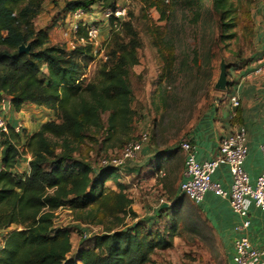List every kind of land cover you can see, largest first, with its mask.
<instances>
[{"label":"trees","instance_id":"16d2710c","mask_svg":"<svg viewBox=\"0 0 264 264\" xmlns=\"http://www.w3.org/2000/svg\"><path fill=\"white\" fill-rule=\"evenodd\" d=\"M65 1V12L81 9L84 14L96 7L113 8L115 3ZM137 1L141 11L157 14L154 23H163L154 24L147 34L165 63L161 75L165 77L170 76L175 61L173 41L180 34L177 28L189 26L197 31L201 22L214 16V42L223 44L235 36L236 11L243 0ZM43 3L0 0L1 110L7 99L15 112L29 103L53 113V119L30 135L21 126L14 132L8 123L7 134L0 138V233L4 232L0 264H152L153 256L171 249L174 238L180 236L175 213L178 206H184L185 196L180 192L169 196L170 205L159 203L150 218L139 220L126 185L118 181L122 166L93 165L79 149L87 141L123 148L125 142L139 139L130 137L134 112L128 82L130 69L139 65L138 34L130 22L121 23L119 30L129 40L124 42L120 33L114 32L98 81L84 83L86 68L94 57L87 42L91 24L76 26V45L72 48L51 44L48 31L34 25ZM109 20L111 25L117 21L114 17ZM21 45L29 47L28 53L18 52ZM25 154L31 157L29 169L19 174L16 167ZM165 159L166 153L152 158L158 162L154 172L160 171ZM182 160L183 166L184 157ZM109 182L116 189L107 187ZM63 208L70 211L74 222L99 231L84 240L80 237L74 255L72 230L54 226L55 212Z\"/></svg>","mask_w":264,"mask_h":264},{"label":"rangeland","instance_id":"374dc122","mask_svg":"<svg viewBox=\"0 0 264 264\" xmlns=\"http://www.w3.org/2000/svg\"><path fill=\"white\" fill-rule=\"evenodd\" d=\"M65 3V0H44L42 12L35 18L34 25L48 31L51 44L69 49L76 45L75 32L79 23H90L98 29L96 42L92 45L94 57L86 68L84 83L98 81V71L108 61L109 37L114 32H119L124 42L129 40L119 30L121 23L130 22L138 34L139 65L130 69L128 75L134 112L130 137L137 140L141 134L147 133L149 138L135 158L124 162L118 181L126 185L138 219L146 220L161 201L170 205L168 197L179 194L183 154L178 150V143L185 139L186 131L209 104L220 97V93H213L220 62L225 63L229 75L230 70L244 68L264 55V1L241 2L236 11V26L232 30L235 36L223 44L214 42L217 35L214 16L201 22L197 31L189 26L177 28L180 34L173 41L175 61L170 76L165 77H161L165 63L160 60L147 34L154 24L163 25L154 23L157 20L155 12L141 11L137 0L122 2L119 5L126 9V15L111 25L109 17L99 7L76 16L75 12L64 11ZM195 51L196 64L193 63ZM5 115L4 111L2 116L5 118ZM79 149L80 155L97 166L102 165L103 160L120 159L122 150L108 143L92 144L88 141ZM164 153L167 160L162 161L159 172H154L158 162L152 158ZM106 186L116 189L112 182ZM184 200V206H178L175 213L179 219L180 236L174 238L171 249L157 252L152 264H226L222 244L206 219L189 199L185 197ZM125 221L127 225L131 224L129 219ZM54 226L72 230L73 255L80 237L84 240L99 233L94 226L74 222L67 208L55 212Z\"/></svg>","mask_w":264,"mask_h":264},{"label":"crops","instance_id":"0c3cea01","mask_svg":"<svg viewBox=\"0 0 264 264\" xmlns=\"http://www.w3.org/2000/svg\"><path fill=\"white\" fill-rule=\"evenodd\" d=\"M122 2L128 3L130 0H118V3ZM253 66L254 63H251L236 71L230 70L227 77L228 89L213 91V93H220V97L209 104L202 116L192 123L184 137L194 146L195 159L202 162L212 157L221 137L233 133L239 127H244L247 135L248 153L243 167L251 184L254 183L262 170L263 160L259 146L264 141V72L258 75L253 74ZM233 95L238 97L239 105L237 107L230 103V97ZM1 109L2 104H0V115L4 113ZM6 113L5 119L9 125L11 127L21 126L22 131L28 135L37 131L43 123L53 119L52 111L29 103H25L19 112H15L9 103ZM33 118L34 122H32ZM1 149L0 144V156ZM30 158L29 154L20 158L16 167L17 173L28 171ZM212 179L224 189L229 187L231 181L227 168L224 166L213 174ZM195 206L222 244L226 264H233V246L237 238L234 227L237 217L232 213L228 201L207 192L202 201ZM249 218L251 224L248 229V238L254 247L264 249V213L254 206H250ZM3 235L4 232H1L0 248ZM250 264H264V255L251 261Z\"/></svg>","mask_w":264,"mask_h":264},{"label":"built area","instance_id":"2783aa9c","mask_svg":"<svg viewBox=\"0 0 264 264\" xmlns=\"http://www.w3.org/2000/svg\"><path fill=\"white\" fill-rule=\"evenodd\" d=\"M76 16H81L84 11H75ZM106 17H114L117 20L126 15V9L115 0L113 8L104 10ZM98 29L91 25L87 29V42L93 45L96 42ZM84 43V40H81ZM264 72V55L254 62L252 73L255 75ZM230 103L234 107L239 105L236 95L230 97ZM9 125L7 120L0 115V138L7 134ZM14 132H19L20 126L13 127ZM147 133L134 142H129L121 150L120 159L102 161V165L121 167L124 162L131 160L141 151L143 145L148 141ZM179 149L184 154V164L178 183V190L194 205H198L205 193L211 192L216 196L228 201L232 213L237 217L234 231L237 238L233 246V264H250L264 255V249L256 248L248 238V229L251 224L249 208L254 206L264 213V141L259 149L263 160L260 174L253 184L244 170L243 164L248 153L247 135L244 127H239L233 133L221 137L217 147L209 160L199 162L195 159L194 146L187 139H181L178 143ZM226 167L230 176V185L224 189L218 182L212 179L213 174L220 168ZM2 167L0 166V171ZM160 203H163L162 201ZM85 236V235H84Z\"/></svg>","mask_w":264,"mask_h":264},{"label":"water","instance_id":"95a60500","mask_svg":"<svg viewBox=\"0 0 264 264\" xmlns=\"http://www.w3.org/2000/svg\"><path fill=\"white\" fill-rule=\"evenodd\" d=\"M29 47L28 46H23L21 45L18 49L19 53H28ZM226 65L223 61L220 62V70H219V75H218V79L214 84V88L216 90L219 91H224L226 89V85H227V78H226ZM8 104L9 101L7 99H5L3 101V109L4 111L8 110ZM167 204H163L162 206H166Z\"/></svg>","mask_w":264,"mask_h":264}]
</instances>
